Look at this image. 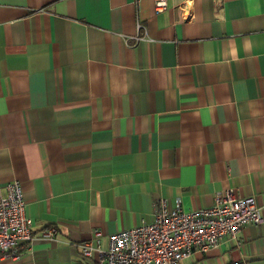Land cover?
Instances as JSON below:
<instances>
[{
  "label": "crops",
  "instance_id": "crops-1",
  "mask_svg": "<svg viewBox=\"0 0 264 264\" xmlns=\"http://www.w3.org/2000/svg\"><path fill=\"white\" fill-rule=\"evenodd\" d=\"M216 1L0 0V193L32 234L0 264H99L93 229L224 190L259 221L181 264H264V0Z\"/></svg>",
  "mask_w": 264,
  "mask_h": 264
},
{
  "label": "built area",
  "instance_id": "built-area-1",
  "mask_svg": "<svg viewBox=\"0 0 264 264\" xmlns=\"http://www.w3.org/2000/svg\"><path fill=\"white\" fill-rule=\"evenodd\" d=\"M216 1V0H215ZM218 2V1H216ZM153 11L166 7V0H153ZM136 27L141 25L137 22ZM0 193V256H15L20 245L31 237V221L23 213L22 189L17 181L4 183ZM259 221L258 208L252 196L235 195L229 190L218 192L208 206L183 211L178 198L169 208L163 199L153 202L151 219L110 233L106 246H100V232L92 230L91 238L75 244L81 258L99 264H181L192 253L206 254L224 239H234L242 226ZM53 227L40 231L50 237ZM232 264H237L233 262Z\"/></svg>",
  "mask_w": 264,
  "mask_h": 264
}]
</instances>
